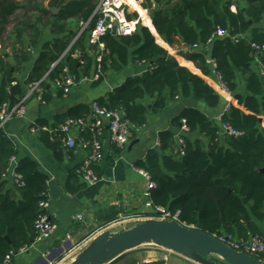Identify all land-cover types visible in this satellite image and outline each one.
<instances>
[{
    "label": "trees",
    "instance_id": "16d2710c",
    "mask_svg": "<svg viewBox=\"0 0 264 264\" xmlns=\"http://www.w3.org/2000/svg\"><path fill=\"white\" fill-rule=\"evenodd\" d=\"M38 1L0 0V108L16 105L26 95L25 88L37 82L44 88V101H50L49 85L62 77L65 69L80 80L99 70L104 75L120 72L132 60L146 65L147 70L98 102L110 109H123L129 121L140 128L150 113L164 111L171 100L179 97L204 102L210 108H218L222 102L202 77L168 55L159 38L180 50V55L204 76H212L207 60L213 59L232 94L222 120L243 135L222 136L220 125L205 113L186 108L174 125L179 128L185 121L189 132L197 131L207 138L208 148L183 134L185 146L181 147L176 142L178 134L162 131L160 145L149 151L137 167L149 172L157 185L154 204L178 215L183 225L219 238L262 237L252 217L264 220V128L259 119L264 116V80L252 64L255 56L264 62V51L258 53L252 45H264V32L256 28L264 20V0H151L150 7L147 2L143 5L150 11L151 20L142 12L129 14V20L138 22L137 31L124 36L108 33L100 40L103 49L99 43H91L100 0H50V9ZM81 23H89L82 33ZM44 28L50 29L52 39L44 40ZM218 28L228 30L231 36L249 37L238 43L231 38L217 39L208 46ZM194 46L203 49L195 50ZM185 47L189 51L184 52ZM38 48L41 54L22 85L18 76ZM240 75L246 81L243 94L238 91ZM59 95L63 93L59 91ZM90 114V105H81L70 110L60 123L69 118H88ZM47 125V121L39 120L34 126ZM64 137L61 132H43V141L49 147L71 153L75 148H66ZM83 137L89 139L91 134ZM18 155V144L1 128L0 260L11 251L31 246L37 236L36 221L48 214L40 203L48 200L49 176L41 172L35 159L26 157L17 163L15 173L23 185L13 179V186H9L11 161ZM72 176L67 190L74 193L80 177L75 173ZM258 259L264 263V256Z\"/></svg>",
    "mask_w": 264,
    "mask_h": 264
},
{
    "label": "crops",
    "instance_id": "0c3cea01",
    "mask_svg": "<svg viewBox=\"0 0 264 264\" xmlns=\"http://www.w3.org/2000/svg\"><path fill=\"white\" fill-rule=\"evenodd\" d=\"M16 1L22 2V0ZM38 2L43 3L46 9H50V0ZM141 10L145 12L144 16L151 20L150 11ZM232 11L235 12L236 8L233 7ZM134 12L141 15L136 9ZM256 28L264 32V20ZM42 30L44 40L54 37L49 28ZM245 37L248 39L249 36ZM159 42L168 51L169 56L175 58L181 65L189 67L205 80L222 98L221 105L218 108H210L206 103L193 99L179 97L171 100L164 111L157 114L150 113L146 124L137 128L132 139L123 148L116 149L106 139L104 158L97 166V172L102 176V181L90 186L80 178L79 185H83L78 187L79 185L76 184L73 193L67 190V184L72 181V175L77 174V169L86 157V151L77 145L71 153L66 150L59 152L43 141V132L33 129L36 127L34 125L39 120H45L49 125L60 123L67 118L70 110L81 105H91L92 102L102 98L106 99L129 78L141 76L147 67L131 60L120 72L103 74L101 81L84 82L73 89L68 96H60L59 91L50 84V101L41 103L36 97L29 98L26 103V116L13 119L5 129L19 146L16 164L26 157L33 158L38 162L41 172L49 176L48 214L57 225V230L52 237L32 244L24 254L15 258L13 264H62L66 261L71 263L80 256L84 246L91 244L103 231H110V226L114 222L120 219L140 221L149 219L151 213L144 207L143 198L146 181L136 169L137 163L144 160L149 151L158 147L157 142L162 131L171 130L176 134L186 135V138L191 141H200L206 149L208 148V140L204 135L197 131L182 133L181 127H176L173 122L184 109L196 108L220 125L218 117L231 103L232 97L224 95L216 79L212 76H204L191 61L180 55V50L168 46L160 38ZM194 49L202 50L203 48ZM40 54L39 48L34 50L32 60L26 64L25 71L18 76L22 85ZM262 65L264 66L262 59L255 56L253 70L259 73ZM238 83L239 93H245V77L240 75ZM28 90L29 87L25 88L26 94ZM259 119L264 128V116H259ZM12 172L11 169L7 178L10 181V187L14 183ZM79 216L81 218H78ZM252 222L264 238V220L252 217ZM120 258L117 259L118 262L114 261L116 262L114 264H143L155 261H163L164 264H197L169 250L152 245L126 253Z\"/></svg>",
    "mask_w": 264,
    "mask_h": 264
},
{
    "label": "built area",
    "instance_id": "2783aa9c",
    "mask_svg": "<svg viewBox=\"0 0 264 264\" xmlns=\"http://www.w3.org/2000/svg\"><path fill=\"white\" fill-rule=\"evenodd\" d=\"M141 9L146 0H135ZM135 9L128 3V0H100L95 15H98V20L95 28L91 33V43L97 44L103 49V44L100 43L101 38L111 33L112 28L116 25L117 36H124L137 31L138 22L136 20H129L128 15L133 13ZM89 28V23H81V31ZM231 38L235 43L240 42L245 36H231L228 30L218 28L210 37L208 46L217 39ZM254 49L261 53L264 51V45L259 46L255 43L252 45ZM199 46H194L198 48ZM101 61V58H98ZM140 63V62H138ZM208 65L211 68L212 77L216 79L221 92L227 97H232V94L226 84L222 80L221 74L217 70V64L213 59L207 60ZM142 64V63H141ZM261 78L264 80V66L262 65L259 70ZM103 73L99 70L92 77H82L80 80L76 79L75 76L71 75L68 69L64 70L62 77L56 79L51 83L52 87L56 90L61 91L64 96L71 94L73 89L84 82H96L101 79ZM264 91V87H263ZM31 97H36L41 103L44 101V88L41 82L33 83L29 86L27 94L14 106L4 104L0 108V129H4L6 125L15 118H24L27 114L26 103ZM230 103L227 105L223 113L218 117L221 127L222 136L240 137L243 133L233 128L230 124L225 123L222 120L224 113H227L230 108ZM91 114L88 118H69L63 123L53 125H47L43 127H34L33 129L40 132L49 133L56 135L61 132L65 135L63 138V145L68 149H74L77 145H80L86 151V157L82 161L81 165L77 169L78 176L87 185L93 186L102 181V176L96 171V167L104 158L105 141H108L118 147L123 148L134 136L137 128L129 121L126 112L123 109H110L104 105H101L98 101H94L90 105ZM182 133L188 132L189 128L186 126V122L182 121L181 126ZM90 133L91 137L86 139L83 134ZM107 135L105 138L104 135ZM176 142L179 146H185V140L182 134H178ZM160 142H157V146ZM183 153V150H181ZM12 174L15 183L23 185L20 181L21 177L15 173L16 158L11 161ZM136 171L146 181V189L143 191L144 207L150 211V220H161V221H177L181 223L178 215H174L167 208L159 205H155L153 202L154 193L157 189L156 183L153 181L152 176L146 170L137 168ZM48 200L42 201L40 207L44 211H48L50 206L49 189L46 193ZM78 218H81L79 216ZM182 224V223H181ZM35 229L37 236L35 243H39L52 237L56 230L57 225L53 222L48 214L40 215L36 221ZM226 238H228L227 241ZM220 239L226 242L234 250L245 253L256 258L264 256V238L262 237H251L249 239H235L232 236H222ZM29 247H23L17 252H9L4 259L0 260V264H13L15 258L24 254Z\"/></svg>",
    "mask_w": 264,
    "mask_h": 264
},
{
    "label": "water",
    "instance_id": "95a60500",
    "mask_svg": "<svg viewBox=\"0 0 264 264\" xmlns=\"http://www.w3.org/2000/svg\"><path fill=\"white\" fill-rule=\"evenodd\" d=\"M146 2L150 7L151 0ZM51 10L57 12V9ZM111 35L117 36L116 25ZM188 50V47L184 48V51ZM147 245L169 250L197 264H264L254 256L234 250L219 237L177 221L161 220L148 221L116 234L103 231L71 264H112L124 254ZM211 256L219 259L211 261Z\"/></svg>",
    "mask_w": 264,
    "mask_h": 264
},
{
    "label": "rangeland",
    "instance_id": "374dc122",
    "mask_svg": "<svg viewBox=\"0 0 264 264\" xmlns=\"http://www.w3.org/2000/svg\"><path fill=\"white\" fill-rule=\"evenodd\" d=\"M141 25H144V24L141 22ZM148 221H152V220L145 219V220H141L140 221V220H136V219H133V220L132 219H120V220L114 222L110 226V231L109 232L111 234H116V233H119L121 231H127V230H130V229L136 228V227H138V226H140L143 223H146ZM89 246H90V244L88 246H84L82 252L87 250L89 248ZM119 259H121V258H119ZM216 259H217L216 256H211L209 258V260H211V261H215ZM116 262H118V261L116 260ZM62 264H70V263H67V261H66V262H64Z\"/></svg>",
    "mask_w": 264,
    "mask_h": 264
},
{
    "label": "bare ground",
    "instance_id": "6f19581e",
    "mask_svg": "<svg viewBox=\"0 0 264 264\" xmlns=\"http://www.w3.org/2000/svg\"><path fill=\"white\" fill-rule=\"evenodd\" d=\"M128 3L132 6L133 9H136L139 12L145 13L144 11L141 10V8L139 7V5L137 4V2L135 0H128ZM75 261H76V259L73 262H75Z\"/></svg>",
    "mask_w": 264,
    "mask_h": 264
}]
</instances>
